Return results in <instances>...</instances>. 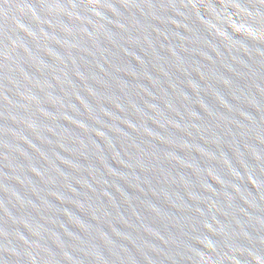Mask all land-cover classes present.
<instances>
[{"label":"water","instance_id":"obj_1","mask_svg":"<svg viewBox=\"0 0 264 264\" xmlns=\"http://www.w3.org/2000/svg\"><path fill=\"white\" fill-rule=\"evenodd\" d=\"M0 264H264V0H0Z\"/></svg>","mask_w":264,"mask_h":264}]
</instances>
